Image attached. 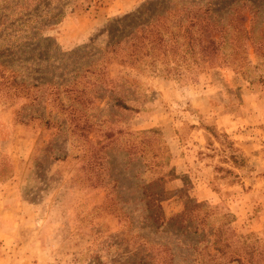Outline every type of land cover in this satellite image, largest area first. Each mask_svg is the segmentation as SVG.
<instances>
[{"label": "rangeland", "instance_id": "obj_1", "mask_svg": "<svg viewBox=\"0 0 264 264\" xmlns=\"http://www.w3.org/2000/svg\"><path fill=\"white\" fill-rule=\"evenodd\" d=\"M149 1L71 0L38 97L0 78V264H264V0H178L228 14L218 66L88 67Z\"/></svg>", "mask_w": 264, "mask_h": 264}, {"label": "trees", "instance_id": "obj_2", "mask_svg": "<svg viewBox=\"0 0 264 264\" xmlns=\"http://www.w3.org/2000/svg\"><path fill=\"white\" fill-rule=\"evenodd\" d=\"M54 1L48 0V5H44V0H0V78L4 79V86L16 83V88H20L14 92L19 90L26 98L31 97L29 99L38 97L37 93L44 86L41 82L47 74L44 70L53 59L47 54L50 49L44 46L50 39L42 37L43 31L60 23L63 10L69 8L71 2L56 0L58 3L52 8L50 6ZM245 2L248 1L245 0L242 5L244 10ZM216 8L217 5L211 1L201 5L180 3L178 0L149 1L107 25L102 33L107 39L104 47L100 51H86L89 52L87 60H91L88 67L116 62L140 68L161 63L163 72L177 77L182 70L189 68L218 66L223 51L224 31L229 22L220 16H228L221 13L224 9L217 11ZM261 8L264 5H258L249 12L256 15ZM53 48L58 53L57 45H53ZM34 119L40 118L31 114L29 120ZM227 149L231 152L228 157L231 165L234 168L241 166L242 154H238L233 143H227ZM88 166L94 169L92 165ZM105 206L109 208L111 203L106 202ZM202 207L200 203L193 204L180 214L182 230L197 235L199 226L207 225L199 215ZM184 215L186 217L183 218ZM192 221H196V224L193 225ZM216 243L217 240L214 241L217 246Z\"/></svg>", "mask_w": 264, "mask_h": 264}]
</instances>
